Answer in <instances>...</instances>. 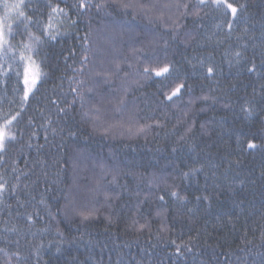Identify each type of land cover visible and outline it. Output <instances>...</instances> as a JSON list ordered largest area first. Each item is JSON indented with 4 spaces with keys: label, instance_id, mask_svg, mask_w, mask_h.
Returning <instances> with one entry per match:
<instances>
[{
    "label": "trees",
    "instance_id": "trees-1",
    "mask_svg": "<svg viewBox=\"0 0 264 264\" xmlns=\"http://www.w3.org/2000/svg\"><path fill=\"white\" fill-rule=\"evenodd\" d=\"M229 2L88 0L27 101L9 61L0 264H264V0Z\"/></svg>",
    "mask_w": 264,
    "mask_h": 264
},
{
    "label": "snow or ice",
    "instance_id": "snow-or-ice-1",
    "mask_svg": "<svg viewBox=\"0 0 264 264\" xmlns=\"http://www.w3.org/2000/svg\"><path fill=\"white\" fill-rule=\"evenodd\" d=\"M210 2L216 8L222 7L225 14L231 15L233 18L237 16L239 9L244 7V5H240L238 8L229 0H210ZM207 3H209V0H198L197 7L199 8V6ZM61 4H64V7H61ZM91 6L101 7L99 4L90 5L88 0H77V3L71 5L65 3V0H58L55 3L53 0H0V8H2V14H0V61H2L0 62V73L7 75L8 72L13 70L12 64L9 63L10 60L20 62L22 73L17 71L16 75L19 77L22 74L23 76L24 101H27L29 94L33 92V89L41 81L42 75H44L43 59H38V57H40L41 52L49 42L56 41L58 37L65 34L61 32V26L64 19H70L69 11L75 8L79 14ZM183 7L187 9L188 5L185 4ZM193 15H199V11L193 13ZM71 23L74 25L76 21L72 20ZM227 27L231 29L232 24L229 23ZM33 29H37L39 34ZM25 38L27 42H25ZM14 40L17 43H13ZM240 55L239 52L236 53L237 58ZM83 61H88L86 55L83 57ZM170 70V66L167 64L158 68L145 67L143 69L144 73L154 72L157 76L168 74ZM248 70L254 72L256 70L255 65L253 64ZM206 71L211 74L213 68L208 67ZM184 87L185 85L182 83L177 85L166 98L171 100ZM73 91H76V89H73ZM204 99H208V97H204ZM19 115L20 113L17 112L0 123V153L6 152L9 142L16 139V133L12 129L14 121H17ZM248 147L256 148L257 145L249 143ZM184 175L187 176L188 173ZM4 192L5 184L0 183V198L3 197ZM170 195L178 199H184L177 191H171ZM159 199L163 201L164 196L161 195ZM83 218L88 219L89 216L84 215ZM173 243L175 242L173 241ZM2 251L4 250L0 249V252ZM188 251H191L190 247ZM177 252H180L179 247H177Z\"/></svg>",
    "mask_w": 264,
    "mask_h": 264
},
{
    "label": "rangeland",
    "instance_id": "rangeland-1",
    "mask_svg": "<svg viewBox=\"0 0 264 264\" xmlns=\"http://www.w3.org/2000/svg\"><path fill=\"white\" fill-rule=\"evenodd\" d=\"M33 91H34V89H33ZM31 94H32V93L29 94L28 99L30 98ZM28 99H27V100H28Z\"/></svg>",
    "mask_w": 264,
    "mask_h": 264
}]
</instances>
